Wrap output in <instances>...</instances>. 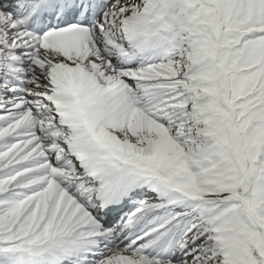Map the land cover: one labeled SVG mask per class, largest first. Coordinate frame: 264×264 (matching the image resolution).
I'll list each match as a JSON object with an SVG mask.
<instances>
[{"label": "snow or ice", "instance_id": "1", "mask_svg": "<svg viewBox=\"0 0 264 264\" xmlns=\"http://www.w3.org/2000/svg\"><path fill=\"white\" fill-rule=\"evenodd\" d=\"M0 264H264V0H0Z\"/></svg>", "mask_w": 264, "mask_h": 264}]
</instances>
